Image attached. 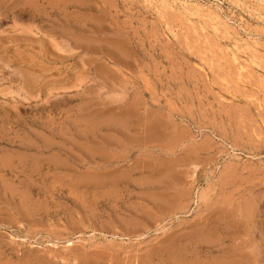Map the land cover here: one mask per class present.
<instances>
[{"label":"rangeland","instance_id":"rangeland-1","mask_svg":"<svg viewBox=\"0 0 264 264\" xmlns=\"http://www.w3.org/2000/svg\"><path fill=\"white\" fill-rule=\"evenodd\" d=\"M263 5L0 0V264H264Z\"/></svg>","mask_w":264,"mask_h":264},{"label":"bare ground","instance_id":"bare-ground-1","mask_svg":"<svg viewBox=\"0 0 264 264\" xmlns=\"http://www.w3.org/2000/svg\"><path fill=\"white\" fill-rule=\"evenodd\" d=\"M201 5V4H200ZM162 6V5H161ZM182 6V5H181ZM185 6V5H184ZM264 6V5H263ZM168 8V7H167ZM255 8V7H254ZM253 8V9H254ZM196 9V8H195ZM158 10H159V8H158ZM172 10V9H171ZM195 11V10H194ZM188 15V14H187ZM189 16V15H188ZM192 16V15H191ZM198 16V15H197ZM201 16H202V14H201ZM201 18V17H200ZM218 18V17H217ZM189 19V18H188ZM204 24V23H203ZM217 30V29H216ZM222 32V31H221ZM224 34V33H223ZM228 37V36H227ZM253 37V36H252ZM257 37V36H256ZM73 39V38H72ZM262 46V45H261ZM237 54V53H236ZM236 56V55H235ZM237 59V58H236ZM259 66V65H258ZM262 67V66H261ZM211 68V67H210ZM208 69V68H207ZM211 70V69H210ZM240 72V71H239ZM239 78V77H238ZM238 81V80H237ZM44 140H47V139H44ZM82 182V181H81ZM12 183V182H11ZM11 189H13V188H11ZM16 189V188H15ZM7 190V189H6ZM25 210V209H24Z\"/></svg>","mask_w":264,"mask_h":264}]
</instances>
